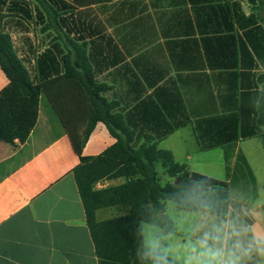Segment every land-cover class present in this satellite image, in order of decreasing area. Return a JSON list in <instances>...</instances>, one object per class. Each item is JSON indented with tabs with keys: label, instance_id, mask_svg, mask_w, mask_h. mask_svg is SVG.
<instances>
[{
	"label": "crops",
	"instance_id": "1",
	"mask_svg": "<svg viewBox=\"0 0 264 264\" xmlns=\"http://www.w3.org/2000/svg\"><path fill=\"white\" fill-rule=\"evenodd\" d=\"M0 33L44 85L37 110L11 108L25 140L0 141V264H99L69 135L96 114L88 72L135 149L171 152L241 203L264 187V0H0ZM9 83L0 66V94ZM116 143L99 121L83 156Z\"/></svg>",
	"mask_w": 264,
	"mask_h": 264
},
{
	"label": "trees",
	"instance_id": "2",
	"mask_svg": "<svg viewBox=\"0 0 264 264\" xmlns=\"http://www.w3.org/2000/svg\"><path fill=\"white\" fill-rule=\"evenodd\" d=\"M0 66L9 79V85L0 94V141L12 143L25 140L26 131L13 116L11 108L37 110L44 85L33 81L28 69L17 57L9 35L0 33ZM96 114L83 134L70 132V139L81 163L73 171L78 190L84 204L87 224L95 245L99 264H131L133 240L130 223L120 216L103 222L97 220L102 209H117L128 204L162 198L175 190L180 181L188 182L195 172L176 162L171 152L159 150L155 144L135 149L132 134L126 129L122 118L110 113V107L102 111L104 104L99 93L103 87L95 84L88 72L86 82ZM264 110V109H263ZM104 122L117 143L96 157H84L83 150L97 122ZM122 135H126L123 139ZM227 170L230 171L229 155ZM161 164L169 181L164 182L157 170ZM125 179L119 186L97 190L96 185L105 180ZM222 194L230 192L227 181L213 178Z\"/></svg>",
	"mask_w": 264,
	"mask_h": 264
},
{
	"label": "clouds",
	"instance_id": "3",
	"mask_svg": "<svg viewBox=\"0 0 264 264\" xmlns=\"http://www.w3.org/2000/svg\"><path fill=\"white\" fill-rule=\"evenodd\" d=\"M118 215L130 223L131 264H264V187L241 203L197 172Z\"/></svg>",
	"mask_w": 264,
	"mask_h": 264
},
{
	"label": "rangeland",
	"instance_id": "4",
	"mask_svg": "<svg viewBox=\"0 0 264 264\" xmlns=\"http://www.w3.org/2000/svg\"><path fill=\"white\" fill-rule=\"evenodd\" d=\"M233 192H234V194H235V184L233 185Z\"/></svg>",
	"mask_w": 264,
	"mask_h": 264
}]
</instances>
